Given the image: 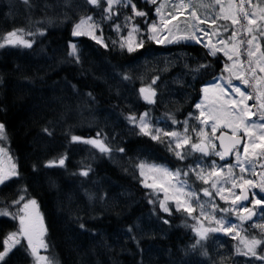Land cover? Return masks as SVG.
<instances>
[{"label": "trees", "instance_id": "16d2710c", "mask_svg": "<svg viewBox=\"0 0 264 264\" xmlns=\"http://www.w3.org/2000/svg\"><path fill=\"white\" fill-rule=\"evenodd\" d=\"M137 4L149 16L134 22L152 21L154 7ZM121 9L130 15V7ZM101 12L84 0H30L29 4L0 0V43L6 33L18 29H23L19 33L23 39L32 42L31 48L0 47V119L9 132L8 147L19 161L18 178L36 196L47 228L45 255L55 264H177L195 249V221L183 212H160L158 202L150 204L149 199L157 196L141 185L137 165L185 168L196 154L178 161L166 144L140 135L126 117L147 111L154 125L168 131L169 115L179 121L192 111L201 87L222 74L227 60L220 53L218 59L206 56V49L192 42L155 45L143 27L144 46L131 54L108 39L104 48L86 37L72 36L81 16L91 15L97 21ZM236 30L241 31L239 25ZM70 43L77 45L79 63L68 54ZM174 50L210 65L198 74L193 98L180 115L158 102L147 105L139 95V79L126 71L147 51ZM242 60H248L246 52ZM124 73L131 79L124 80ZM246 90L254 96L252 87ZM97 132L112 147L111 155L71 140L72 135L93 138ZM62 156L63 166L58 163ZM49 161L54 163L49 166ZM81 170H88V175H80ZM141 216L169 223L161 235L141 238L134 229ZM204 250L208 252V243ZM14 258L7 264H13Z\"/></svg>", "mask_w": 264, "mask_h": 264}, {"label": "snow or ice", "instance_id": "6c2138e0", "mask_svg": "<svg viewBox=\"0 0 264 264\" xmlns=\"http://www.w3.org/2000/svg\"><path fill=\"white\" fill-rule=\"evenodd\" d=\"M22 2L29 4L30 0H22ZM85 3L95 9H102V21H111L113 17H118L121 7L124 9L130 7L131 13L125 17L127 36L123 35L120 24L113 25V29L120 33L119 46L121 50L126 48L130 54L144 46L145 41L138 36L141 32L140 26L133 21L137 17L147 20L149 11L140 9L134 0H85ZM144 4L145 7L149 5L154 7L157 17V20L147 24V31L144 35L148 40L158 44L191 40L207 50L206 56L218 59V53H223L227 61L224 63L222 74L219 77H213L212 82L201 87L200 92L203 95L194 105L199 115L193 116L189 113L190 117L199 121L198 126L191 127L195 138L189 135L188 119L183 121V134L176 130L167 131L155 127L147 111L138 116L130 113L126 119L139 129L140 135L147 136L156 142L167 140L168 150L174 153L178 161L187 160L190 155L189 148L191 154L200 153L202 157L215 155L222 161L225 157L235 154L234 163L222 166L216 161H212L208 166L197 162L195 165L189 164L186 168L178 167L172 170L164 165H146L145 162H141L137 165L141 177L145 176V167L154 174L150 183L145 179L141 180L145 188L152 189L153 193L157 194V199H149V203L155 205L158 202L159 211L169 215L172 214L171 208L174 203L177 212L187 213L189 217L195 219L200 225L199 228H193L197 243L200 240H206L209 233L223 232L226 236L231 235L233 240L239 238L242 247L236 248V254L250 258V264L251 260L264 264V231H261L259 236H248L246 232L241 235L243 226L253 219L256 210L264 211V195H258L254 191L258 188L259 193L264 194V171L259 173L255 171L257 163L260 168H264V75L258 74H264V41L261 39L264 38V2L254 5L252 0H227L226 4L225 0H177L171 3L172 10L170 11L167 10L168 0H144ZM185 14L187 18L184 29H180L178 25H172L173 20ZM219 21L230 22L231 27L227 24H220ZM238 25L241 31L236 30ZM100 27L101 25L95 21L93 16H81L74 24L71 34L73 37L87 36L96 44L107 48L102 30L97 34V29ZM173 27L183 34L178 36L172 34ZM229 31L231 34L226 39L221 38L222 33ZM22 32L23 29H18L6 33L4 43H0V47L9 44L31 48L32 42L23 39L19 34ZM162 32L169 33V38H161ZM41 35H43L42 32ZM205 37L207 40L204 39ZM116 43L117 41H113L114 45ZM245 44L247 48L243 49ZM69 49V56H74L76 62L79 63L77 45L70 43ZM244 52L248 57L246 62L242 60ZM245 63H247V69H244ZM209 67V64H199L192 71L199 73ZM123 79L129 80L131 77L124 73ZM156 80V77L152 79L153 85ZM233 80L239 81L245 88L255 87V96L236 86ZM253 81L256 82L255 85ZM139 94L146 103H155L156 90L151 85L141 86ZM210 97L211 103H206ZM253 99L256 103L249 104L248 101ZM169 119L173 125L180 123L171 114ZM208 128L210 132L206 131ZM224 129L228 131L225 132ZM4 130L5 125L0 124V139L4 138ZM43 131L51 135L47 128ZM71 140L90 145L102 154L111 155L113 151L106 138H101L100 132H97L93 138L72 135ZM217 140L219 141L218 146ZM173 144L175 147H172ZM118 151L123 153L125 149L119 148ZM4 153L5 149L0 147V156ZM52 163L54 162L49 161V166ZM58 163L63 166L65 157L62 156ZM237 168L239 174L235 171ZM249 173L251 178H249ZM80 175L87 176L88 170H81ZM193 175L197 181L206 186L200 188L203 196L208 198L205 202H201L199 194L189 183ZM18 176L19 172L15 163H10L8 167H5L0 162V186L6 185V182ZM236 189L239 191H235ZM159 192L163 193V199H159ZM213 192L225 204H230V207L219 206L214 200ZM91 198L90 196L89 199ZM244 201H250L252 207L245 206L242 203ZM11 204L16 207V212L10 211L9 207H3L0 208V217H10L12 221L18 222V226L16 230L9 231L4 236L2 250H0V262L7 264L6 257L9 253L13 252L17 246L23 248L26 241V251L32 257L33 264H55L51 257L40 254V249L47 250L49 245L46 242L47 229L37 210L36 200H25V196L20 195L18 199H13ZM209 206L211 211L208 210ZM197 207L199 216L194 215ZM217 211L236 216L240 223H233L226 218V215L217 216ZM205 220L209 225L207 227L203 223ZM163 223L168 224L169 221L164 219ZM80 227L85 226L81 224ZM253 227L264 230V224L253 225ZM128 231L132 232L133 228L129 227ZM193 247L195 248L196 245Z\"/></svg>", "mask_w": 264, "mask_h": 264}, {"label": "rangeland", "instance_id": "374dc122", "mask_svg": "<svg viewBox=\"0 0 264 264\" xmlns=\"http://www.w3.org/2000/svg\"><path fill=\"white\" fill-rule=\"evenodd\" d=\"M174 2H177V0H168L169 6H168L167 10H169V11L172 10L171 9V3H174ZM226 3H227V0H225V4ZM216 11L217 12L219 11L218 7L216 8ZM186 18H187V14H185L184 16H178L177 20L172 21V25H174V26L178 25V27L180 29H184L186 27ZM156 20H157V17H156ZM221 22H225V21H219V23H221ZM120 25H121V31H122L123 35L127 36V34H128L127 27H125V24L120 23ZM204 27H207V25H204ZM97 31H100V28H98ZM111 33L114 35L115 39L117 40L118 46H119L120 33H117L113 29V27L111 28ZM172 34L178 36V35H181L183 33L178 32L176 27H173L172 28ZM160 35H161V38H163V39L169 38V33H167V32H162ZM80 37H87V36H80ZM87 38H89V37H87ZM204 39L207 40L206 37ZM179 42H194V41L186 40V41H179ZM179 42L160 43L159 45L167 46V45L177 44ZM214 42H215V38H214ZM3 43H4V40H3ZM154 43L158 44L156 42H154ZM124 50L127 52L126 48ZM190 61H191V57L185 52H177L175 54L169 55V54H164V53H159V52L157 53L156 51H151L148 55L136 60L134 62L135 64L131 65L128 68V70L132 73V75H134L136 78H138L140 80V84L142 86L151 85L153 88H155L156 96L154 99L156 102L160 103L162 105V107H164L165 109L172 111V112L180 111V113H181L182 109L185 107V105H188L190 103L191 98L193 97L192 83L189 84V82L190 81L193 82L195 75H194V72L192 71V69H194V68L190 64ZM229 63H231V62H229ZM186 65H187V67H186ZM179 66H183V68L186 67L187 68L186 71L185 72L181 71L180 73L173 76L170 80V77L168 75L169 72L174 68H178ZM258 74L264 75V74H260V73H258ZM154 77H156L157 80H156V83L153 85L152 79ZM188 77H189V79H188ZM233 83L236 86L241 87L242 90H245L244 85L240 84L239 81L233 80ZM202 95L203 94L200 92V97L196 101V103L200 101ZM206 103H211V97L209 98L208 101H206ZM194 105L192 107V111H189V113H192L193 116H198L199 111L197 109H195ZM189 113L184 117V119L178 121L180 123H178L176 125H173L171 120L167 121L166 124L168 126V131L176 130V131L180 132L181 134H183V132H184L183 121H185V119H188V121H189V135H191L193 138H195V133L191 132V127L192 126H198L199 121L190 117ZM154 126L157 127L156 125H154ZM224 130L228 131V129H224ZM206 131L210 132L211 130H210V128H208V129H206ZM218 132H219V130H218ZM163 143L166 144L167 148H168L167 140H164ZM172 147H175V145L173 144ZM188 151H189L190 155L188 156L187 159H190V160L193 159V155L196 154V155H194L193 161L189 163L192 165H195V163L200 162L201 164L208 166V165H211L212 161H216L218 165L222 166L225 164H230V163L235 162V154L233 155L231 162H228V163L221 162L220 163L219 162L220 158L218 156L211 155L210 157H202L200 153L191 154L190 148L188 149ZM171 153L174 155L173 152H171ZM151 164H146V165H151ZM156 165H160V164H156ZM164 166H166V165H164ZM172 170H175V169H172ZM235 171L237 174H239L238 168ZM144 172H145V176L141 177L140 169L138 168V173L140 175L141 180L145 179L147 182L150 183L151 177L154 174L152 172H150L147 167H145ZM248 175H249V178H251V174L249 173ZM189 183L194 188H195V184H199L201 186L200 188L206 187L205 185L202 184V182L197 181L195 179L194 175L190 178ZM228 186L230 187L231 185H228ZM150 190L153 192L152 189H150ZM195 190L199 194V196L201 198V202L207 201L208 198L203 196V193L200 192V189L197 190L195 188ZM235 191L238 192L239 190L236 189ZM154 195L157 196V194H154ZM225 195H228V194L225 193ZM158 196H159V199H163V193L162 192H159ZM213 197H214V200L218 203V205L222 204L223 205L222 207H230V204H225V202L221 201L219 199V196H216L214 192H213ZM247 207H252L251 203ZM172 210L176 211L174 203H172L171 212H172ZM208 210L211 211L210 206H209ZM259 211H260V209H257L256 215L253 217V219L251 221H248L245 223V225L243 226V229L241 230V235H244L245 232L248 235V232H250L251 235H248V236H252V235L259 236L261 231H264L262 229H258V228L253 227V225L263 224L261 222V214L259 213ZM166 214H168V213H166ZM185 214H187V213H185ZM194 215L199 216V208L198 207H197V210L194 213ZM216 215L217 216H224L226 214L220 213L219 211H217ZM143 217L144 216H141L139 219H137V221L135 222L136 226H134L136 233L139 236H141V238H143V237H145V235H149V234H150V238H154V237H152V235H154L156 233L158 235H161L164 232V226L166 224L163 223V220H158V221L156 220L155 221V220L151 219L150 217H146V218H143ZM226 218L228 220L232 221L233 223H237V224L240 223L238 218L234 215H231L230 213L226 215ZM201 219H203V218H201ZM203 223H204L205 227L209 226L208 222L206 220L203 221ZM194 227L195 228L200 227V225L197 223L196 220H195ZM218 233L221 235H219ZM205 242L208 243V246H209L208 252L201 251L199 254H197V252H195V251L186 252L185 256L182 257L180 261L178 260L179 262L177 261V264H231L230 262H231L232 254H236V248L237 247H242V245H240L239 238H237L236 240H233L231 235L226 236L223 232L209 233L208 238L206 240L199 241V243H197V248L201 249L203 247V243L205 244ZM41 251H42V249H40V254H41ZM205 253H207V254H205ZM233 264H250V258L238 255L235 257ZM251 264H259V263L255 260H251Z\"/></svg>", "mask_w": 264, "mask_h": 264}, {"label": "flooded vegetation", "instance_id": "af4514ba", "mask_svg": "<svg viewBox=\"0 0 264 264\" xmlns=\"http://www.w3.org/2000/svg\"><path fill=\"white\" fill-rule=\"evenodd\" d=\"M141 1V0H139ZM0 124H3V122L0 119ZM8 131L5 126L4 130V138L0 139V147L5 149V153L0 156V162L3 163L5 167H8L10 163H15L17 166V171L19 168V161L15 157L13 153H16L15 151H11L12 147H8L9 144V136H8ZM9 157H11V161H9ZM259 164V163H258ZM257 164V166H258ZM261 171H264V168H260L259 166L256 169V172L259 173ZM258 178V177H257ZM26 187V188H25ZM26 189V191H24ZM255 192L258 195H264L259 193V189H255ZM20 195L25 196V200H30V199H35L36 196L34 193L31 192L30 188L26 186L25 183L18 177H14L11 181L6 182V185L0 186V208L3 207H9L10 211L16 212V207L12 206L11 201L13 199H18ZM37 202V201H36ZM251 202H246L243 203L245 206H249ZM37 210L40 214V207L39 204L37 203ZM261 214V222L264 224V211H259ZM16 226H18L17 221H12L10 217H0V250H2V243H3V238L4 236L9 232V231H14L16 230ZM27 247V242H24V247L21 248L17 246L16 249H13V252L9 253V256L6 257L7 262H11L10 260L15 257L12 262L13 264H18L20 262L21 264H24L27 262V264H33L32 257L30 254L26 251ZM15 262V263H14ZM259 263V262H258ZM2 264V262H0Z\"/></svg>", "mask_w": 264, "mask_h": 264}, {"label": "water", "instance_id": "95a60500", "mask_svg": "<svg viewBox=\"0 0 264 264\" xmlns=\"http://www.w3.org/2000/svg\"><path fill=\"white\" fill-rule=\"evenodd\" d=\"M225 132H226V131H225ZM216 144H217V146L219 145V141H218V140L216 141ZM230 158H231V155L225 157V159H224L223 161H224V162H228V161L230 160ZM244 202H248V201H244Z\"/></svg>", "mask_w": 264, "mask_h": 264}]
</instances>
